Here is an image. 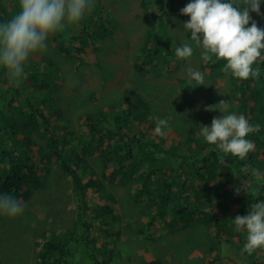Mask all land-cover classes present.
Wrapping results in <instances>:
<instances>
[{
  "label": "trees",
  "instance_id": "16d2710c",
  "mask_svg": "<svg viewBox=\"0 0 264 264\" xmlns=\"http://www.w3.org/2000/svg\"><path fill=\"white\" fill-rule=\"evenodd\" d=\"M142 2L147 8L153 10L152 17L155 19L149 22L148 27L151 32H148L145 44L136 57L135 63L141 64H138L139 70H145L147 63L156 66V60H162L157 68H153L161 70L164 68V60H169V57L165 56L168 48L173 49L175 55L176 47L169 43L171 38L168 34L172 33V25H175V22L170 24L172 19H180L183 0H143ZM104 12L105 9L99 11L92 20L90 18L83 22V30L74 33L70 38L63 34L54 37V40L61 43L62 55L67 57L69 62L74 63L78 59L85 62L95 58L97 53L96 64H100L99 48H95L94 55H87L92 50L87 51L85 56L81 51L85 49V44L88 46L93 44V48L98 47L94 46L98 35L105 37L114 33V28H110L114 27V17L103 16ZM14 14V11L8 8H0V23L11 19ZM189 34L191 36L190 32ZM150 35L156 37L154 41ZM83 39L87 43L81 42ZM179 43L182 45L184 42ZM41 58L40 54L31 56L25 69L26 78L19 86L11 85L7 70L0 67V100L4 101L0 106V135L5 131L3 134L5 140L2 141L0 137V194H9L18 200L27 198L32 189L45 184L47 177L42 175L41 170H50L55 157L62 159L64 171L71 170L69 173L74 182L76 207L73 224L66 233L46 229L45 225L42 227L44 229L39 236L41 240H38L40 248L37 253V264H112L115 259H122L120 250L127 214L118 212L108 200L105 203L102 201L103 193L112 191L111 185L122 183L126 186V194L130 195L132 203H137V213L133 214L135 220L143 215V220H147L151 225L158 219H162L177 230L185 231L188 227L197 226L207 220L208 217L205 219L204 217L208 214L210 207L215 205L214 197L224 198L229 185H241L244 179L249 177L244 172L233 177L234 165L242 168L246 161L249 167H256L264 172V80L256 83L255 78L240 80L231 74L229 78H225L227 74L220 71L219 66H223L226 61L204 63L200 57L206 86L192 88L186 83L187 80L183 79L178 86L173 87L174 92L170 94L171 98L164 99L158 109L154 106L155 103H159L157 100L151 101L148 97L138 96L134 97V100L129 99L128 103L123 102L124 105L114 106L111 113H107L106 110L87 111L81 120L85 122L87 117L88 133L78 132V135L73 136L71 131H63L65 133L62 132V135L55 137L46 129L56 130L54 127L59 126L58 124L66 118V115L50 97L45 99L46 103L51 104L49 113H45L43 109H36L33 115L27 116L23 111L28 106L33 108L35 98L43 92L51 93L54 83L60 85L56 77L61 74V68L64 69L62 61L47 57L46 63L41 64ZM259 67V77L264 79V63ZM3 75L5 76L1 78ZM221 79H225L224 85H220ZM79 81L80 78L77 79V85ZM30 84H33L32 87ZM28 88L29 92H34L31 96L29 92L26 93ZM225 90H227L226 96L223 97L222 93ZM77 98L78 96H75L73 100L76 101ZM221 101H228L233 107L230 110H236L238 115L242 114L246 118L250 116L251 118L247 119L251 124L261 125L258 133L249 134L247 137L250 139L254 136L255 153L243 161L231 154H222L212 149L210 150L214 156L210 158L211 152L207 150L213 145H209L200 135V126L206 124L210 126L209 118L213 119L218 112V110L205 111L204 109L207 106L217 105ZM166 107L167 111H161V108ZM14 111H20L19 115L14 116ZM53 116H56L57 125L52 123ZM154 117L162 119L165 117L168 120L169 127L163 130L164 136L156 134ZM180 118L181 120L185 118L187 125H183ZM43 120L46 121V129H44ZM136 123L143 124L136 125ZM16 124L24 134V139L16 135V131L13 134ZM75 141H80L81 144L80 152L77 154L79 164L85 161L87 154H93L101 162L102 170H97L95 166L92 168V175H87L84 179L79 172L73 170L65 154L69 152L71 145L75 146ZM261 148H263L262 153L259 151ZM198 157L201 158L198 159ZM109 169L111 171H108ZM208 173L216 177L215 187L203 188L196 181L208 178ZM250 178L252 180L251 176ZM193 196L194 199H192ZM239 199L243 205L251 208L253 203L264 199V188L259 189L258 197L247 196L243 192ZM222 206L219 205L222 210H225L226 208ZM98 233L100 235L96 237ZM214 238V241L212 238L210 240L213 245H209V252H215L211 256L214 262L225 259L235 261L236 264H264V260L256 256L258 249L251 255L243 251L246 239L240 247L239 241L234 237L215 235ZM155 240L159 259L142 260L141 264H164V247L160 244L165 240V236L156 237ZM166 252L167 250L164 251V256Z\"/></svg>",
  "mask_w": 264,
  "mask_h": 264
},
{
  "label": "rangeland",
  "instance_id": "374dc122",
  "mask_svg": "<svg viewBox=\"0 0 264 264\" xmlns=\"http://www.w3.org/2000/svg\"><path fill=\"white\" fill-rule=\"evenodd\" d=\"M142 1L96 0L95 8L81 21L82 24L80 22L77 25H69L64 32L50 35L47 40V51L33 55H41V64L46 63L47 57H51L55 61H62L64 69L61 68V74L56 77L60 85L54 83L51 88L53 95H51L52 92H43L42 95L35 98V106L33 108L29 107L27 102H25L28 107L23 109L24 113L30 116L36 112V109H43L45 113H49L51 104L46 103L45 99L46 97H50L54 104L59 105L63 109L66 118L62 119L59 123L61 126L54 127L56 130L48 129L45 124L46 121L43 120L44 129L47 128L46 130L53 133L55 137L62 135L63 131H71L73 136H76L78 132L81 134L88 133L87 117L84 120L85 122L81 120L87 111L97 112L106 110L107 113H111L114 106L124 105L125 103L123 104V102L128 103L129 99L134 100V97L138 96H142V98L148 97L151 101L157 100L159 103H155L156 105L154 104V106L158 109L164 99L171 98L170 94L174 92L173 87L178 86L183 79H188L187 69L189 67L202 72L199 57L201 50L198 48L195 50L193 57L187 61L177 58L173 54V49L168 48L165 56H168L169 60H164L163 69H153L154 67L157 68L162 63V60H156V66L147 63L145 70L138 69V64L140 63H135L136 57L142 51V46L145 44L148 32H151L150 27H148L149 22L155 19L152 17L153 10L147 8ZM189 2L191 0H183L182 8ZM0 8H8L16 13L19 10V0H0ZM103 9H105L103 16L107 17L109 15L111 18L114 17V27H110L114 28V33L105 37L98 35L96 44H94L98 47L93 48V44L89 46L85 44L86 48L81 51L82 55H86L87 51H91L92 49L90 54L94 55L96 53L94 51L95 48H99V54L101 55L100 64H96L97 53L95 58L86 60L87 62L80 59L74 61V63L69 62L70 60L62 55L61 43L54 40V37L63 34L65 37L70 38L74 33L81 32L86 18H91L90 20H92V17L95 18L97 13L103 11ZM260 11L264 14V0H261ZM250 15L257 22L258 27L264 28V15H257L254 12L250 13ZM189 19L190 17L181 14L180 19H172L170 24L175 22V25H172V33L168 34V37L171 38L169 42L172 44L171 46H181L180 41L185 42L187 38L190 39L189 32L185 33L182 27L183 23ZM248 26L250 27L251 24ZM150 38L154 41L156 37L150 35ZM81 42L87 43L84 39ZM78 57L81 58V56ZM76 64L81 65L80 69L77 68L78 65ZM222 67L221 65L220 71ZM229 75L227 74L225 78H229ZM4 76H1V78ZM78 78H80L79 85H77ZM261 80L264 79L260 77L255 78L256 83H259ZM219 83L220 85H224L225 79H221ZM32 85L30 84L31 87ZM28 92L29 88L26 93ZM226 92L227 90L222 93L223 97L226 96ZM29 93L31 96L34 92L30 91ZM75 96H78L76 101L73 100ZM3 102L0 100V106L3 105ZM20 102L23 103L22 100ZM225 102L228 103L229 109L233 108L228 101ZM217 107L222 106L218 105ZM166 109L167 107L161 108V111H165ZM19 113L20 111H14V116L19 115ZM51 119L53 124L56 123V116H53ZM180 121L183 125H186L183 120ZM142 124L136 123V125ZM60 130L62 131L60 132ZM14 131H16V135L22 136L24 139V134L17 127V124L13 128V134ZM2 133L5 134V131ZM3 134L0 135L2 141L5 140ZM25 140L28 142L27 139ZM74 143L75 146L71 145L69 152L65 154L66 159L71 162L73 170L76 169L75 171L79 172L83 179L87 175H92V168L95 166L97 170H102L101 162L93 154H87L85 161L79 164L80 161L77 154L80 152L81 144L80 141H75ZM212 147L215 146L213 145ZM212 147L207 151L209 152L210 149H213ZM34 148H37V146H34ZM259 151L262 153L263 148ZM210 152V158H213L214 153L211 150ZM221 153L224 154L223 152ZM253 153H255V150L250 152L247 158ZM200 158L198 157V159ZM199 163L201 164V162ZM247 165L246 161L242 168L234 165L232 176L234 177L240 172L245 173L244 167ZM46 171H49V179L45 181V184L36 186L31 190L27 198L24 200L20 199L24 205V213L21 216L9 218L8 216L0 215V264H37V253L40 248L38 240H41L39 236L44 229L42 227L45 225L46 229H54L57 232L62 231L66 233L73 224L76 202L74 182L69 173L70 171L68 169H65V171H68L67 173L64 171L62 159H58L57 157L53 159L50 170L44 169L41 172L42 175ZM108 171H111V169ZM207 177L202 180L199 179L196 183H200L203 188L206 186L215 187L214 182L216 177H213L210 173L207 174ZM245 181L252 182L250 175L244 179L243 183ZM125 187L122 183L111 185L112 191L103 193L104 199L102 201L104 203L108 200L116 207L118 212H126L127 214L122 234L124 239L120 250L122 259H115L112 264H141L142 260L151 261L159 259L158 257L160 256L158 255L159 251L155 239L156 237L163 238L164 236L165 240L162 241V244L159 243L164 247V264H236L235 261L225 259L214 262L211 256L215 252H209V245H213L210 243L211 238L214 241V236L219 234L226 237H234L239 241V246L242 247L241 245H243V241L246 239V231L237 232L232 220L235 219L236 215H247L248 210H251V208L245 204L243 205V202L239 199L243 192L239 195L236 194V188L240 187V185H229L224 198L214 197L215 204L223 205L226 209L217 210V213H215L209 224H207V219L197 226L188 227L185 231L184 229L177 230L170 223L162 219H158L151 225L147 220H143V215L135 220L133 214L137 213V203H132L130 195L126 194L127 189ZM192 199H194V196ZM99 200H101L100 196ZM99 235V233L96 234V237ZM165 250L167 252L164 256ZM256 256L264 260V247L258 248Z\"/></svg>",
  "mask_w": 264,
  "mask_h": 264
},
{
  "label": "clouds",
  "instance_id": "9594fccd",
  "mask_svg": "<svg viewBox=\"0 0 264 264\" xmlns=\"http://www.w3.org/2000/svg\"><path fill=\"white\" fill-rule=\"evenodd\" d=\"M95 3L96 0H19V10L11 19L0 23V67L7 70L10 84L19 86L26 78L28 61L33 54L47 51L50 35L64 32L69 25L79 24L93 11ZM260 4L261 0H191L180 9L181 15L190 17L182 27L185 33H191V37L175 48V56L190 60L198 48L204 62L226 61L221 68L225 74L240 80L259 78V65L264 63V28L258 27L250 13L264 15ZM187 74L186 83L190 87L206 86L203 72L189 67ZM217 105L205 108V111L218 112L210 126H200V135L209 145L215 146L213 151L231 154L243 161L255 148L254 136L247 137L258 133L261 125L251 124L247 119L250 116L238 115L225 101ZM154 119L156 134L164 136L163 130L169 127L168 120ZM244 171L252 177L253 183L245 181L236 188V194L244 192L247 196L258 197L259 189L264 188V172L256 167H247ZM48 173L43 174L47 179ZM217 210L221 211L218 204L210 207L205 215L207 224ZM23 213L24 205L20 199L0 194V215L16 218ZM232 222L237 232L246 231L244 252L251 255L264 247V199L253 203L247 215H236Z\"/></svg>",
  "mask_w": 264,
  "mask_h": 264
},
{
  "label": "bare ground",
  "instance_id": "6f19581e",
  "mask_svg": "<svg viewBox=\"0 0 264 264\" xmlns=\"http://www.w3.org/2000/svg\"><path fill=\"white\" fill-rule=\"evenodd\" d=\"M94 14V13H93ZM88 20V18H86V21ZM107 42V41H106ZM66 43V42H65ZM95 46V45H94ZM86 48V47H85ZM88 48V47H87ZM90 49V48H89ZM87 50V49H86ZM92 50V49H91ZM201 52V51H200ZM85 53V52H84ZM77 54V53H76ZM90 54V53H89ZM84 56H85V54H83ZM105 56V55H104ZM55 57H56V55H55ZM60 57V56H59ZM87 57V56H86ZM94 57V56H93ZM82 60V59H81ZM84 60V59H83ZM85 64V63H84ZM225 64V63H224ZM76 65H78V64H76ZM221 65V64H220ZM79 66V65H78ZM81 66V65H80ZM220 67V66H219ZM69 68H71V67H69ZM216 68V67H215ZM80 69V68H79ZM76 71V70H75ZM78 71H80V70H78ZM83 77V76H82ZM82 87V86H81ZM80 91V90H79ZM77 94V93H76ZM183 99V98H182ZM197 99V98H196ZM198 100H199V97H198ZM199 102V101H198ZM202 102V101H201ZM203 103V102H202ZM193 104V103H192ZM198 104V103H197ZM200 104V103H199ZM191 105V104H190ZM190 105H189V107H190ZM206 105H208V104H206ZM193 106H195V104L193 105ZM205 106V105H204ZM168 107V106H167ZM202 107H203V105H202ZM188 109V108H187ZM196 109V108H195ZM195 109H193V110H195ZM186 110V109H185ZM205 110V109H204ZM167 111V110H166ZM191 111V110H190ZM201 111V110H200ZM180 112V111H179ZM195 112V111H194ZM187 113H188V110H187ZM211 113V112H210ZM186 114V113H185ZM183 115V114H182ZM68 116V115H67ZM72 116V115H71ZM187 116V115H186ZM73 117V116H72ZM188 117H190V116H188ZM192 117V116H191ZM190 117V118H191ZM67 118H69V117H67ZM78 118V117H77ZM190 118H189V120H190ZM185 119V118H184ZM183 119V121L185 122V120ZM188 119V118H187ZM191 119H194L193 117L191 118ZM200 119V118H199ZM208 119V118H207ZM77 120V119H76ZM178 120V119H177ZM180 120H181V118H180ZM189 120H188V122H189ZM74 121H75V119H74ZM78 121V120H77ZM80 121V120H79ZM176 121V120H175ZM196 121H197V119H196ZM206 121V120H205ZM205 121H203V122H205ZM177 122H180V121H177ZM193 122V121H192ZM195 124V123H194ZM58 125H60V124H58ZM186 125H187V123H186ZM193 125V124H192ZM207 125V124H206ZM61 126V125H60ZM42 129H43V127H42ZM173 129V128H172ZM200 129V128H199ZM65 130V129H64ZM62 130H60V132H61ZM45 133V132H44ZM63 133H65V132H63ZM179 133V132H178ZM154 134V133H153ZM27 135V134H26ZM66 136V135H65ZM42 138H44L43 136H42ZM22 139V138H21ZM46 139V138H45ZM42 140V139H41ZM37 141H39V140H37ZM43 142V141H42ZM46 142H47V140H46ZM36 143V142H35ZM172 143V142H171ZM11 144V143H10ZM41 145H43V143L41 144ZM103 145V144H102ZM195 145V144H194ZM21 147V146H20ZM13 150V149H12ZM28 152V151H27ZM36 153V152H35ZM51 167V166H50ZM44 169V168H43ZM59 170H61V169H59ZM58 170V171H59ZM76 170V169H75ZM26 171V170H25ZM24 171V172H25ZM42 171V170H41ZM71 171V170H70ZM37 172V171H36ZM35 172V173H36ZM39 172V171H38ZM60 172V171H59ZM99 176V175H98ZM72 177V176H71ZM49 179V178H48ZM22 186V185H21ZM19 189V188H18ZM22 189V188H21ZM23 190V189H22ZM23 202V201H22ZM25 202V201H24ZM98 202V201H97ZM26 203V202H25ZM152 206V205H151ZM211 226V225H210ZM240 238V237H239ZM38 255V254H37ZM210 258V257H209Z\"/></svg>",
  "mask_w": 264,
  "mask_h": 264
},
{
  "label": "flooded vegetation",
  "instance_id": "af4514ba",
  "mask_svg": "<svg viewBox=\"0 0 264 264\" xmlns=\"http://www.w3.org/2000/svg\"><path fill=\"white\" fill-rule=\"evenodd\" d=\"M209 120H211V121H212V118L210 117V118H209Z\"/></svg>",
  "mask_w": 264,
  "mask_h": 264
}]
</instances>
